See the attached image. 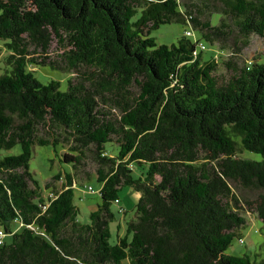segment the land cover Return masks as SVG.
Segmentation results:
<instances>
[{"label": "trees", "instance_id": "16d2710c", "mask_svg": "<svg viewBox=\"0 0 264 264\" xmlns=\"http://www.w3.org/2000/svg\"><path fill=\"white\" fill-rule=\"evenodd\" d=\"M199 1L0 0V150L21 148L0 154V264H264L227 252L246 212L264 231V54L243 56L264 39V0ZM171 22L194 41L186 28L171 44L149 35ZM35 144L66 145L71 169L41 184ZM87 158L95 176L77 180ZM91 178L100 201L82 220L75 187L94 192ZM123 186L135 216L111 243Z\"/></svg>", "mask_w": 264, "mask_h": 264}, {"label": "rangeland", "instance_id": "374dc122", "mask_svg": "<svg viewBox=\"0 0 264 264\" xmlns=\"http://www.w3.org/2000/svg\"><path fill=\"white\" fill-rule=\"evenodd\" d=\"M202 1V0H200ZM199 1V2H200ZM189 29L188 25L182 24L180 22H171L161 24L156 29H152L149 33L150 36L154 37L158 43L171 44L176 42L177 39L182 35L184 29ZM196 32H193L188 35V37L194 41ZM1 48V56H0V73L7 66L4 58L7 54V50L3 47V42L0 41ZM199 50V46L196 45ZM56 50V45L52 44L49 54L51 56L54 55ZM214 51V46H208L207 49L203 50V57L208 58ZM264 54V39L257 36L252 35L250 39V44L243 48V56L252 57L254 55ZM223 67V66H221ZM29 68L36 72L37 78H39L42 82H46L51 78L58 79L61 81L62 88L66 87V78L67 74L60 72L58 70H52L48 66H38L31 64ZM224 71V70H223ZM20 145L17 144L9 150H0V154H16L20 152ZM67 152V146L61 145L58 147V151L54 152L51 146L49 145H38L35 144L33 147L32 157L29 161L30 171L33 173V176L40 181L41 184L45 180H47L52 174L57 171L70 170L71 167L69 164L59 162V158L63 156V153ZM259 159V154L249 153L246 150V156H250ZM95 164L89 159H85L84 164L81 166V171L77 175V180L81 177L82 179H86V172L92 174L91 177L95 176L94 173ZM86 181V180H85ZM57 184H61V179L57 181ZM92 185L94 188V192H88L84 187H75V203L79 207L80 213L78 217L82 220H88L89 211L95 208V205L100 201L99 188L100 184L96 181L95 178H91L86 182V185ZM49 190H44L43 195L47 196ZM118 195L120 197V203L112 205V209L115 213L116 219L110 223L111 237L110 242L113 243L116 240V233L122 235L124 234L125 229V221H129L135 216V204L138 199V193L132 191L129 187L123 186L119 189ZM118 206L125 209V213L118 212ZM247 216V225L241 229V233L243 234L245 241L243 243H239L237 237H234L231 245L227 248V252L234 255H240L244 252L246 253H254L255 250H259L264 253V231L261 220H259L254 213L246 212ZM121 225L119 228L118 222ZM257 228L258 232H254V229ZM5 240H9V236L5 237ZM125 264V263H124Z\"/></svg>", "mask_w": 264, "mask_h": 264}, {"label": "built area", "instance_id": "2783aa9c", "mask_svg": "<svg viewBox=\"0 0 264 264\" xmlns=\"http://www.w3.org/2000/svg\"><path fill=\"white\" fill-rule=\"evenodd\" d=\"M184 33L186 35H189V34L192 33V31L188 29V30H185ZM198 46H199L200 49H204L205 48V44L203 42H198ZM2 236H3V233L0 231V243L2 242Z\"/></svg>", "mask_w": 264, "mask_h": 264}]
</instances>
